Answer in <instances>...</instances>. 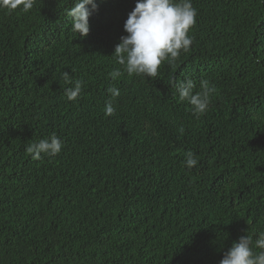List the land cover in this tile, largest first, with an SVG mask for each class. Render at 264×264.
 <instances>
[{
    "label": "trees",
    "instance_id": "1",
    "mask_svg": "<svg viewBox=\"0 0 264 264\" xmlns=\"http://www.w3.org/2000/svg\"><path fill=\"white\" fill-rule=\"evenodd\" d=\"M75 2L0 10V264H220L241 236L255 242L264 0H192L190 50L156 78L129 76L114 54L136 0H96L83 38L67 15ZM65 71L84 82L76 101ZM185 78L194 93L215 87L199 117L175 91ZM53 134L60 154L33 159L27 147Z\"/></svg>",
    "mask_w": 264,
    "mask_h": 264
},
{
    "label": "clouds",
    "instance_id": "2",
    "mask_svg": "<svg viewBox=\"0 0 264 264\" xmlns=\"http://www.w3.org/2000/svg\"><path fill=\"white\" fill-rule=\"evenodd\" d=\"M35 3L36 0H0V10L11 12L22 9L27 12ZM97 10L96 0H76L74 6L67 11L71 18V30L81 38L86 37L90 31L89 18ZM197 15L192 0H136L135 7L128 13L123 26L127 35L121 36L120 42L115 46L117 62L124 66L129 76L156 78L162 63L174 62L179 59L181 52L190 50L193 38L189 31L197 23ZM109 75L112 80H116L121 72L116 70ZM63 79L66 84H74L65 89V95L69 101H76L84 82H73L67 71L63 73ZM173 84L178 99L181 102L187 100L194 115L199 117L208 110L211 96L215 92V87L210 86L208 81H201L202 90L195 93L193 89L196 85L190 78L173 81ZM107 91L113 99L120 96L119 89L114 86ZM114 113L115 108L110 99L105 105V115L112 116ZM62 148V140L53 134L47 139L30 144L26 151L33 159L38 160L42 154L55 157ZM184 164L191 169L198 164V160L193 153L188 152ZM253 244L261 251L255 253ZM220 264H264V233L255 242L247 235L241 236L224 253Z\"/></svg>",
    "mask_w": 264,
    "mask_h": 264
}]
</instances>
